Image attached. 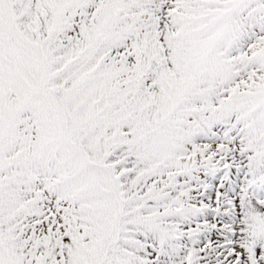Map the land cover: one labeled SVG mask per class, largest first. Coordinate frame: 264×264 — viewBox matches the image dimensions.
Here are the masks:
<instances>
[{"label":"snow or ice","instance_id":"obj_1","mask_svg":"<svg viewBox=\"0 0 264 264\" xmlns=\"http://www.w3.org/2000/svg\"><path fill=\"white\" fill-rule=\"evenodd\" d=\"M0 264H264V0H0Z\"/></svg>","mask_w":264,"mask_h":264}]
</instances>
